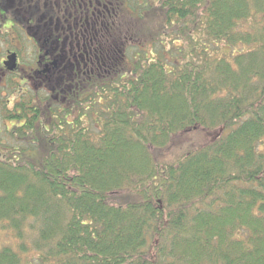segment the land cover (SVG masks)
Here are the masks:
<instances>
[{
  "label": "trees",
  "instance_id": "obj_1",
  "mask_svg": "<svg viewBox=\"0 0 264 264\" xmlns=\"http://www.w3.org/2000/svg\"><path fill=\"white\" fill-rule=\"evenodd\" d=\"M103 3L89 23L103 32L86 35L100 66L69 99L2 104L23 120L0 148V226L17 239L0 264H264V0ZM142 4L186 44L123 71ZM191 128L215 133L168 155Z\"/></svg>",
  "mask_w": 264,
  "mask_h": 264
},
{
  "label": "flooded vegetation",
  "instance_id": "obj_2",
  "mask_svg": "<svg viewBox=\"0 0 264 264\" xmlns=\"http://www.w3.org/2000/svg\"><path fill=\"white\" fill-rule=\"evenodd\" d=\"M40 2L51 5L62 3L66 8L57 14L49 7V13L38 14L37 6ZM94 7L96 22L100 26L102 10H107L103 0H0V15H11L5 20L8 21V29L13 26L18 30L0 31V37L7 36L9 41L0 56V84H13L2 99L5 109H11L16 99L28 95V91L32 92L36 104H42L40 94L43 92L49 93L58 104L67 101L72 81L91 71L90 64L94 57L96 68L100 66L98 55L86 46V35L89 32H103L100 27L93 29L89 24L94 15ZM22 10L26 11L24 15L21 14ZM39 20L42 22L38 23ZM45 24H49V27L44 28ZM22 33L35 47L28 62L22 59ZM10 34L18 35L19 43L13 42L14 37ZM12 54L15 61L11 68L8 58ZM22 120L23 117L11 118L10 127L20 125Z\"/></svg>",
  "mask_w": 264,
  "mask_h": 264
},
{
  "label": "rangeland",
  "instance_id": "obj_3",
  "mask_svg": "<svg viewBox=\"0 0 264 264\" xmlns=\"http://www.w3.org/2000/svg\"><path fill=\"white\" fill-rule=\"evenodd\" d=\"M143 5V4H142ZM144 10H142V14H146L147 17H144L142 19V24L145 27V30L142 34H138L137 32L134 34L135 39L133 40V44L131 47H128L125 50L124 58L122 60V66L123 71H125L127 68L129 69L132 66L133 60L138 58L139 50H155L157 55H160L165 62L171 63L175 62V59L180 57V45L185 43L186 44V38L183 40H179L178 38L175 39L174 37L177 35L175 33V27H171L170 25H166V27L160 26V23L163 22L160 16H155L152 13H149V9H146V7L143 5ZM156 12V11H155ZM123 13L125 10H123ZM130 13V11H128ZM11 15L7 14H1L0 15V31L1 32H7L5 29H8L6 19L8 20ZM130 17V16H127ZM134 19V18H133ZM130 21V20H129ZM132 24V22L130 21ZM163 29V30H161ZM9 32H18L13 26H9L8 29ZM119 32V30H118ZM161 32V33H157ZM10 36L13 39V42L19 43L17 39H19L18 35L10 34ZM21 41H22V50L24 51L22 55V59L28 62V60L31 58L32 53H34V45H32L31 41L27 40L24 36V33L21 34ZM6 45H9V41L7 36H1L0 37V56L3 54V50ZM221 49H225L226 46L220 45ZM148 56H150L148 54ZM174 60V61H173ZM24 61V63H26ZM13 84L6 83L5 85L0 84V148H4L6 144L14 143L15 139L13 134L7 130V127H10L12 122L10 121L11 118L9 117H3L5 112L3 111L4 105L2 102V99L5 97L6 93L10 90V87ZM3 95V96H2ZM75 113V112H74ZM88 123V122H87ZM215 133L214 129L206 130L201 128H191L185 131H180L178 134L174 137L172 141V149L170 150L171 157L176 154L179 150H184L188 146H196L200 143H203L204 141H207L213 136ZM2 143V144H1ZM2 224V221H0V225ZM17 243L16 237L13 235L10 228L7 227H1L0 226V246L4 244H12L15 245ZM23 264H32V260L29 254L24 256Z\"/></svg>",
  "mask_w": 264,
  "mask_h": 264
},
{
  "label": "water",
  "instance_id": "obj_4",
  "mask_svg": "<svg viewBox=\"0 0 264 264\" xmlns=\"http://www.w3.org/2000/svg\"><path fill=\"white\" fill-rule=\"evenodd\" d=\"M8 61L10 62V67L12 68L14 66L15 61V57L13 54L9 56Z\"/></svg>",
  "mask_w": 264,
  "mask_h": 264
}]
</instances>
